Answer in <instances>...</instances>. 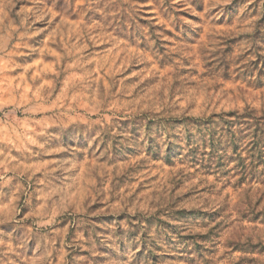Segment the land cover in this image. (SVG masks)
Masks as SVG:
<instances>
[{
    "label": "rangeland",
    "instance_id": "rangeland-1",
    "mask_svg": "<svg viewBox=\"0 0 264 264\" xmlns=\"http://www.w3.org/2000/svg\"><path fill=\"white\" fill-rule=\"evenodd\" d=\"M0 264H264V0H0Z\"/></svg>",
    "mask_w": 264,
    "mask_h": 264
}]
</instances>
